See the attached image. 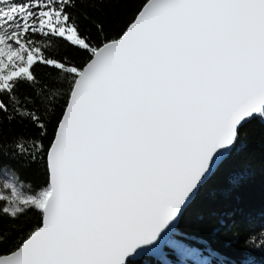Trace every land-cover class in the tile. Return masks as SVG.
I'll return each mask as SVG.
<instances>
[{"label":"snow or ice","instance_id":"snow-or-ice-1","mask_svg":"<svg viewBox=\"0 0 264 264\" xmlns=\"http://www.w3.org/2000/svg\"><path fill=\"white\" fill-rule=\"evenodd\" d=\"M88 2L0 0V160L16 122L34 131L10 139L12 158L46 176L0 169V264L155 258L264 120V0H140L117 35L96 23L95 43L77 12ZM29 212L30 228L2 227Z\"/></svg>","mask_w":264,"mask_h":264},{"label":"trees","instance_id":"trees-1","mask_svg":"<svg viewBox=\"0 0 264 264\" xmlns=\"http://www.w3.org/2000/svg\"><path fill=\"white\" fill-rule=\"evenodd\" d=\"M140 0H102L84 3L77 9L81 29L96 42L94 25L101 23L109 37L117 35L130 21ZM87 17V19H84ZM65 55L80 62L82 53L68 48ZM46 75L47 70L37 68ZM30 127L3 122L4 154L0 169L14 173L25 184L35 186L45 179L43 166L12 158L10 139ZM47 143V141H45ZM238 177L233 182V177ZM6 178L0 171V185ZM29 212L19 220L4 219L2 227L15 236L21 228L34 225ZM264 120L254 119L241 129V139L223 166L200 189L185 210L179 226L159 261L145 258L132 264H264Z\"/></svg>","mask_w":264,"mask_h":264},{"label":"water","instance_id":"water-1","mask_svg":"<svg viewBox=\"0 0 264 264\" xmlns=\"http://www.w3.org/2000/svg\"><path fill=\"white\" fill-rule=\"evenodd\" d=\"M253 120H254V119H253ZM253 120H251V121H253ZM251 121H249V122H251ZM249 122H248V123H249ZM248 123H247V124H248ZM247 124H246V125H247ZM232 152H233V151H232ZM229 156H230V155H229ZM229 156H228V157H229ZM215 173H216V172H215ZM215 173H214V174H215ZM214 174H213V175H214ZM213 175H212V176H213ZM212 176H211V177H212ZM211 177H210V178H211ZM210 178H209V179H210ZM209 179H208V181H209ZM208 181H207V182H208ZM207 182H206V183H207ZM197 194H198V193H197ZM197 194L195 195V197L197 196ZM195 197L193 198L192 202L194 201ZM192 202H191V203H192ZM189 206H190V205H189ZM181 218H182V217H181ZM180 220H181V219H180ZM179 223H180V221H179ZM178 226H179V224H178ZM178 226H177V228H178ZM174 233H175V232H174ZM174 233H173V234H174ZM173 234L170 236L169 240L171 239V237L173 236ZM167 247H168V245H167L166 247H164L163 250H162V252H161L158 256H156L155 258H152V257L135 258V259L133 260V262H137V261H139V260H143V259H145V258H148V259H151V260H155V261H159V260H161L162 258L165 257Z\"/></svg>","mask_w":264,"mask_h":264}]
</instances>
